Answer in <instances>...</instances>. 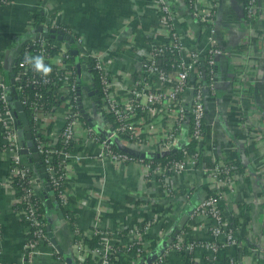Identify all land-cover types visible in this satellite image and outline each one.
<instances>
[{
  "label": "built area",
  "instance_id": "2783aa9c",
  "mask_svg": "<svg viewBox=\"0 0 264 264\" xmlns=\"http://www.w3.org/2000/svg\"><path fill=\"white\" fill-rule=\"evenodd\" d=\"M221 3L150 0V10L139 13L131 36L108 49L93 48L83 34L52 16L42 27L63 31L73 37V45L31 30L30 40L21 43L11 63L13 83L0 66V148L9 155L6 185L14 194L16 216L26 235H32L25 241L28 260L41 244H52L47 230L51 218L40 211L48 200L53 209L58 203L55 212L61 210L63 221L73 225L69 246L74 264L88 256L96 264H114L131 250L136 251L133 260H141L154 220L110 230L104 214L112 211L114 197L104 190L110 181L134 198H143L147 187L172 196L178 188L169 184L171 177L198 171L205 149L207 99L217 89L219 60L236 53L221 44ZM263 5L264 0H248L244 6L246 18L241 17L251 28L241 43L247 47L254 22L264 18ZM26 53L43 54L52 66L51 75L44 77L23 64ZM19 57L23 60L17 65ZM15 101L26 115L29 138ZM177 150L182 152L180 159L171 157ZM234 169L232 162L219 161L211 169H201L214 187L189 215L194 222L209 221L210 234L223 235L229 245L237 243L236 228L225 219L220 201L232 188ZM130 170L139 178L136 189L125 178ZM79 174L98 184L80 183ZM14 180L21 190L18 196L12 189ZM83 212L90 217L81 218ZM181 233L172 242L174 250L193 254L196 248L213 253L219 248L214 240L185 242ZM213 259L199 263L189 257L190 264H214Z\"/></svg>",
  "mask_w": 264,
  "mask_h": 264
},
{
  "label": "crops",
  "instance_id": "0c3cea01",
  "mask_svg": "<svg viewBox=\"0 0 264 264\" xmlns=\"http://www.w3.org/2000/svg\"><path fill=\"white\" fill-rule=\"evenodd\" d=\"M237 7L238 0H222L221 44L236 49V53L219 60L217 89L207 99L205 149L198 171L171 177L169 184L178 188L172 196L147 187L148 194L134 198L112 187L110 181L105 187L104 192L113 193L114 197L112 211L109 208L104 214L107 228L120 231L129 224L154 220L146 236L147 250L140 258L146 264H190L186 252L172 248L175 239L169 243L186 215L187 230L180 231L185 242L214 240L219 247L215 253L196 248L194 260L201 263L214 257V264H264V18L253 24L247 47L241 42L244 43L251 26L243 22L240 13L234 12ZM150 8V0H11L0 5L2 68L6 57L5 70L10 69L19 38L32 34L29 20L35 13L43 11L46 19L55 16L59 24L75 34H83L93 48L108 49L114 41L129 38L136 29L139 13ZM248 85L253 99L245 93ZM8 156L0 148V264H74L69 246L73 225L64 222L59 214L53 217L55 209L48 214L56 246L41 244L39 252L27 259L25 226L16 216L14 194L6 185ZM215 161H239L243 167L242 173L235 171L232 188L225 191V198L220 201L225 219L236 228L237 243L232 245L225 244L223 235L210 234L209 221L194 222L189 218L194 206L214 187L211 176L201 169H211ZM78 176L80 183L98 184L89 175ZM125 178L131 189L139 187L134 170ZM48 207L54 208L52 204ZM86 214L83 212L81 218L88 219ZM53 250H57V257ZM141 260L130 264H143Z\"/></svg>",
  "mask_w": 264,
  "mask_h": 264
},
{
  "label": "trees",
  "instance_id": "16d2710c",
  "mask_svg": "<svg viewBox=\"0 0 264 264\" xmlns=\"http://www.w3.org/2000/svg\"><path fill=\"white\" fill-rule=\"evenodd\" d=\"M8 1H10V0H4V1L1 2L0 4H1V5H4V4H6V2H8ZM247 1H248V0H238V2H239V4H240V7L235 8V11H234V12L240 13V14L242 15L243 18H246V14H245L244 6L246 5ZM45 20H46V17H45V13H44L43 11H40V12H38V13H35V14L32 16V21H31L32 29H31V30L34 31V32H36L37 29H38V27L41 26V28H42L41 31H42L43 33L48 34V35H47V38H48L49 40H54V39H55L56 41H59V40L56 39V38H52V37H50V35H49V30H45V27H44V26L42 27V24L44 23ZM254 23H255V22H254ZM255 24H256V23H255ZM60 27H61V26H60ZM65 33H67V31H66ZM32 35H33V33L30 34V35H25L24 37L19 38V40H18V41L16 42V44L14 45V50H15V52L18 51V49L21 47V43H22V42H28V41L30 40V38H31ZM61 41H66V42L70 43V42L67 41V40H61ZM70 44H72V43H70ZM72 45H73V44H72ZM21 60H23L22 57H19V58L16 59V63H17V65H18V62H20ZM0 66H1V68H2V63H0ZM2 70H3V73H4L5 78L8 80V79H9V76H10V73H9V72H11V69L5 70V69L2 68ZM16 71H17V68H16V67L12 69V72L15 73ZM95 84H96V82H95ZM31 91H32V90L29 89V92H31ZM246 92H247V94H248L249 97H251L252 99L254 98L252 88H251L249 85H248V87H246V89H245V93H246ZM201 146H202V145H201ZM181 156H182V152H181V151H178V150L175 151V152H173L172 155H171V157H173L174 159H180ZM156 159H157V160H158V159H159V160H162L163 158H162V157H156ZM233 164H234V166H235L234 171H236V172L239 173V174L243 172V167H242V165H241V163H240L239 161H235ZM12 189H14V193H15L16 196H18V195L21 193V190H20V187L18 186L17 180H14V181L12 182ZM58 208H60V206H59L58 203H57L55 209H58ZM52 209H53V207H51V209H50V208L48 207V205H44V204H41V207H40V211L46 215V219H47V217L49 216L48 212L51 211ZM57 215H58V214L55 212L53 217H55V216L57 217ZM46 221H47V220H46ZM183 230L186 231V230H187V226H184ZM179 233H180V232H179ZM31 238H32V235H31V234H27V235H26V240H29V239H31ZM174 239H175V237H174ZM94 240H95V239H94ZM45 244L47 245L48 242H45ZM135 255H136V251H135V250H131V251H129L127 254H124V255H122V253H121V255H119L118 259L115 260L114 264H130V263L132 262V260L136 257ZM141 255L144 256V255H145V251L141 252ZM185 255H186L187 257H191V256H192L191 253H190V254H189V253H186ZM55 256L57 257V256H58V253H57ZM94 259H95L94 257L92 258V257L88 256V257L86 258V260H85L82 264H96ZM206 261H207V260H206ZM191 264H192V263H191Z\"/></svg>",
  "mask_w": 264,
  "mask_h": 264
},
{
  "label": "water",
  "instance_id": "95a60500",
  "mask_svg": "<svg viewBox=\"0 0 264 264\" xmlns=\"http://www.w3.org/2000/svg\"><path fill=\"white\" fill-rule=\"evenodd\" d=\"M37 30H38V31H41L42 28H41V27H38ZM45 35L47 36L48 34H45ZM49 35H50V37H52V38H56V39H58V40H67V41H69L70 43H73V41H74V40H73V37H71V36H69V35H65L63 31H61V30H56V29H54V28H50V29H49ZM70 52H71V54H73V55H76V54H77V50H76V49H71ZM7 62H8V61H7V58L5 57V59H4V61H3V68H4V69H7ZM77 66H78V65H77ZM10 77H11V78H10V82L13 83V82H14V79H13V77H12V74H11ZM11 90L14 92L13 88H12ZM13 97H15V96H13ZM11 98H12V96H9L8 99L11 100ZM14 106H15L16 110L20 111V112H19L20 121H21V123H22V125H23V129H24L25 132H26V134H25L26 138H29V137H30V134H29V132H28L29 127H28V124H27L26 115H25V113L22 111L21 104H20L18 101H15V102H14ZM17 123H19V122H17ZM23 152L26 153V150H23ZM33 157H37V155L34 154ZM41 175L44 176V174H41ZM51 193H52V192H51ZM47 204H48L49 206L51 205L50 200L47 201ZM58 214H59L60 217H62V212H61V210H58ZM187 217H188V215H186V216L184 217L183 221H182L179 225H177V227L175 228V230L173 231V233H172V235H171V237H170L169 243H170V242L174 239V237H175V236H176V235H177V234L183 229V227H184V225H185V222H186V220H187ZM47 230H48V236H49V238H50L51 243H52L54 246H56L57 243H56V240H55V238H54V236H53V232H52V229H51V226H50V225L47 226ZM56 248L59 250L58 247H56Z\"/></svg>",
  "mask_w": 264,
  "mask_h": 264
},
{
  "label": "clouds",
  "instance_id": "9594fccd",
  "mask_svg": "<svg viewBox=\"0 0 264 264\" xmlns=\"http://www.w3.org/2000/svg\"><path fill=\"white\" fill-rule=\"evenodd\" d=\"M23 64L30 65L37 73L42 74L44 77L51 75V64L45 63V57L43 54L29 55L25 54Z\"/></svg>",
  "mask_w": 264,
  "mask_h": 264
},
{
  "label": "rangeland",
  "instance_id": "374dc122",
  "mask_svg": "<svg viewBox=\"0 0 264 264\" xmlns=\"http://www.w3.org/2000/svg\"><path fill=\"white\" fill-rule=\"evenodd\" d=\"M51 16V15H50ZM52 17V16H51ZM30 19V15L28 16V20ZM71 258L73 261H75V258H74V255H73V252H71ZM74 263V262H73Z\"/></svg>",
  "mask_w": 264,
  "mask_h": 264
}]
</instances>
